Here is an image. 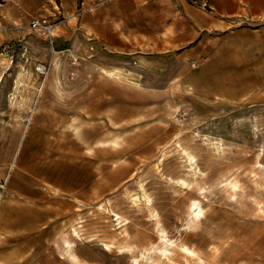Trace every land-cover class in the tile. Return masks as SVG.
<instances>
[{
    "label": "rangeland",
    "instance_id": "rangeland-1",
    "mask_svg": "<svg viewBox=\"0 0 264 264\" xmlns=\"http://www.w3.org/2000/svg\"><path fill=\"white\" fill-rule=\"evenodd\" d=\"M96 7L0 0V264H77L65 238L85 264H264V49L231 56L230 101H200L102 54Z\"/></svg>",
    "mask_w": 264,
    "mask_h": 264
},
{
    "label": "crops",
    "instance_id": "crops-1",
    "mask_svg": "<svg viewBox=\"0 0 264 264\" xmlns=\"http://www.w3.org/2000/svg\"><path fill=\"white\" fill-rule=\"evenodd\" d=\"M96 1L94 22L88 14L80 26L94 34L102 54L126 63L133 60L146 71L171 72L164 76L166 87L172 88L184 78L200 101H230L232 92L223 74L231 68V56L264 49V0ZM248 39H254L256 46H248ZM191 57L192 64L198 61L202 66L197 72L183 74V65ZM112 68L123 71L126 67L113 63ZM5 207L0 201L2 223L5 213L1 209Z\"/></svg>",
    "mask_w": 264,
    "mask_h": 264
},
{
    "label": "built area",
    "instance_id": "built-area-1",
    "mask_svg": "<svg viewBox=\"0 0 264 264\" xmlns=\"http://www.w3.org/2000/svg\"><path fill=\"white\" fill-rule=\"evenodd\" d=\"M57 23L46 16L35 17L30 22V29L43 37L51 45L55 43ZM42 66V70H44Z\"/></svg>",
    "mask_w": 264,
    "mask_h": 264
},
{
    "label": "bare ground",
    "instance_id": "bare-ground-1",
    "mask_svg": "<svg viewBox=\"0 0 264 264\" xmlns=\"http://www.w3.org/2000/svg\"><path fill=\"white\" fill-rule=\"evenodd\" d=\"M38 69L41 70L42 68L39 67ZM4 76H5V75H3V74L0 76V85H1V82L3 81V77H4ZM188 159H189V163L192 162V161H193V156H192V157L189 156ZM182 183H183V185H186V186H187V183H186L185 180H183ZM144 196H145L148 200H150V199L147 197V195L144 194ZM135 197H138V195H135ZM148 203H149V202H148ZM74 233H75L76 235H78V232L75 231V230H74ZM163 239L166 240V242L169 241V239H167V238H163ZM169 242H172V241H169ZM64 245H65V249H66V254L68 255V258H69L70 260H72L74 263H77V264H85L84 262H82V261L80 260L79 256L75 253V247H76V244H75L74 241L65 238V240H64ZM187 252H188V251H187Z\"/></svg>",
    "mask_w": 264,
    "mask_h": 264
}]
</instances>
